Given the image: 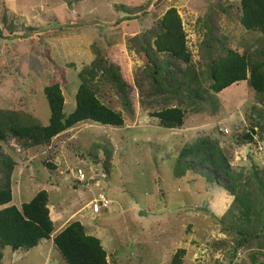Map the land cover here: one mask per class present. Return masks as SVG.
<instances>
[{
    "label": "rangeland",
    "instance_id": "obj_1",
    "mask_svg": "<svg viewBox=\"0 0 264 264\" xmlns=\"http://www.w3.org/2000/svg\"><path fill=\"white\" fill-rule=\"evenodd\" d=\"M169 8L181 19L190 62L155 53L182 80L166 95L153 92L145 52ZM240 16L239 1L228 0H0V109L46 124L43 87L63 75L67 115L96 51L118 64L129 86L118 93L98 68L90 83L121 114V126L81 122L27 148L11 136L0 141L15 163L11 203L20 208L45 190L53 233L79 221L99 238L108 264H171L175 256L179 264H264V96L247 79L209 88L210 63L226 49L264 59V34L245 29ZM164 107L182 108V124L152 116ZM203 138L227 158L231 179L215 172L216 183L209 167L192 160V169L174 174L182 146ZM100 193L110 200L105 211L94 201ZM0 264L65 262L42 240L29 250L0 248Z\"/></svg>",
    "mask_w": 264,
    "mask_h": 264
},
{
    "label": "trees",
    "instance_id": "obj_2",
    "mask_svg": "<svg viewBox=\"0 0 264 264\" xmlns=\"http://www.w3.org/2000/svg\"><path fill=\"white\" fill-rule=\"evenodd\" d=\"M64 1L70 6L80 0ZM228 1H239L240 23L245 29L257 30L264 34V0ZM157 25L159 30L153 40L154 48L147 46L145 55L150 62L149 75L156 85L153 92L168 95L172 89L179 92L182 80L167 69L168 61L166 65H162L160 60L155 59V53L166 54L186 64L190 62V53L186 47V35L181 19L175 8L167 9ZM97 68L104 80L118 93L129 87L123 80L118 64L96 51L93 68L87 72L89 78L86 73L79 77L81 81L74 94V109L70 113L67 115L64 113V96L61 89L63 84H66V79L63 75L53 77L43 87L49 110L47 123L41 124L24 111L0 109V141L5 142L11 136L27 148L45 145L54 136L81 122L121 126L123 124L121 114L102 103L90 85ZM208 70L212 79L209 88L213 92H220L233 83L247 79L253 91L259 96H264V59L261 57L253 58L252 55H240L232 49H226L225 53L213 58ZM188 81L192 82L193 79L189 78ZM188 94L191 98L201 99L198 90L189 89ZM152 116L166 125H180L185 111L180 107H164L153 112ZM191 160L209 167L208 178L216 183L219 181L215 172L223 174L228 180L234 174L217 144L206 138L182 146L175 161L174 174L180 176L192 169L194 164ZM14 165L13 159L0 151V248L9 247L13 251L29 250L37 246L41 240L51 239L65 264H108L106 251L99 238L86 234L83 225L77 220L52 237L54 226L49 217L48 195L45 190L38 191L29 201L23 202L20 208L11 203V175ZM224 189L233 193L234 184L225 185ZM100 195L107 197L104 193L98 196ZM107 200L108 204L105 207L100 206V202L97 203L103 211L109 205L110 200ZM239 236L242 242L247 240L244 234ZM177 252L180 254L183 250ZM179 263L178 256L172 258L171 264Z\"/></svg>",
    "mask_w": 264,
    "mask_h": 264
},
{
    "label": "built area",
    "instance_id": "obj_3",
    "mask_svg": "<svg viewBox=\"0 0 264 264\" xmlns=\"http://www.w3.org/2000/svg\"><path fill=\"white\" fill-rule=\"evenodd\" d=\"M77 173H78L77 176H79V179H80V180H83V178H84V173L81 172V170H79ZM99 197H100V198H99L98 200H94V201H95L96 203L100 202V203H99L100 206H103V207L107 206V204H108V200H107L103 195H100Z\"/></svg>",
    "mask_w": 264,
    "mask_h": 264
},
{
    "label": "crops",
    "instance_id": "obj_4",
    "mask_svg": "<svg viewBox=\"0 0 264 264\" xmlns=\"http://www.w3.org/2000/svg\"><path fill=\"white\" fill-rule=\"evenodd\" d=\"M55 234H56V233H53V232H52V237H53ZM43 240H44V239H43ZM41 241H42V240H41ZM46 241H48V240H46ZM49 241L52 243V240H51V239H50ZM43 242H44V241H43ZM38 244H40V242H39ZM53 246H54V245H53Z\"/></svg>",
    "mask_w": 264,
    "mask_h": 264
}]
</instances>
